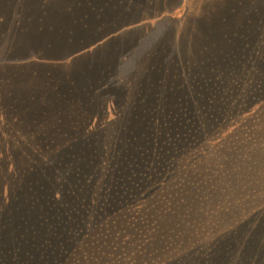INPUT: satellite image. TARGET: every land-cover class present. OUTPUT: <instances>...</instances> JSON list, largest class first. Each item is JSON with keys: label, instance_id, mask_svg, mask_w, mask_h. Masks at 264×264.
Returning a JSON list of instances; mask_svg holds the SVG:
<instances>
[{"label": "trees", "instance_id": "trees-1", "mask_svg": "<svg viewBox=\"0 0 264 264\" xmlns=\"http://www.w3.org/2000/svg\"><path fill=\"white\" fill-rule=\"evenodd\" d=\"M225 1L219 0L218 8ZM45 15L46 10L40 19ZM13 33L0 47L13 48ZM259 38L262 46L264 35ZM33 39L47 50L44 36ZM145 82L139 83L137 95L153 89L152 103L167 95L163 83L155 87L153 79ZM249 84L239 97L221 95L222 112L216 113L198 115L195 107H184L171 116L155 105L133 112L130 104L137 101L129 99L107 105L111 120L102 132L74 123V138L52 130L44 120L40 135H50L47 139L32 140L33 129L25 143L12 146L23 148L8 161L27 175L17 177L8 161L10 174L0 175V264H264V75ZM206 99L211 103L215 97ZM117 119L121 122L116 126ZM181 125L186 129L183 139ZM115 129L134 135L137 155L89 160L87 151L112 146L104 136ZM171 129L175 141L163 140ZM100 133L102 139L96 140ZM6 163L0 159V167ZM23 176L25 197L11 201L6 192ZM42 176L59 187H46ZM132 177L138 180L126 182ZM117 181L121 184L115 185ZM11 212L30 214L26 233L12 236L13 228L24 222L11 221ZM145 252L151 257L142 259ZM137 254L142 255L136 259Z\"/></svg>", "mask_w": 264, "mask_h": 264}, {"label": "rangeland", "instance_id": "rangeland-1", "mask_svg": "<svg viewBox=\"0 0 264 264\" xmlns=\"http://www.w3.org/2000/svg\"><path fill=\"white\" fill-rule=\"evenodd\" d=\"M218 1L0 0L1 28L10 27L4 34L0 32V41L8 40L12 30L16 34L13 48L0 47V159L6 163L20 156L23 147L12 146L25 143L33 129L36 133L32 140L47 139L50 135H40L44 120L52 130L70 132L68 136L76 135L74 123L102 132L106 121L111 120L106 106L127 99L137 101L130 104L132 110L149 111L155 105L158 109L165 107L166 115L171 116L184 107H195L198 115L222 112L221 95L246 94L249 80L264 75V43H258L262 40L259 35H264V0H227L220 8ZM50 8L57 10L51 13ZM44 10L48 15L41 20L39 15ZM40 35L48 41L47 50L34 42L33 38ZM137 62L141 63L134 64ZM149 79L155 87L163 83L167 88V95L158 98L160 102H151L156 97L153 89L145 88L143 96L137 95L139 83ZM114 95L118 99L114 100ZM208 95L215 97L211 103L207 102ZM48 97L51 100L44 105ZM254 115L262 118V114ZM119 122L115 121L116 126ZM181 129L179 138L183 139L186 129ZM115 132L104 136L111 147L96 153L94 149L87 151L89 160L137 155L134 135H121L118 129ZM168 132L162 139L175 141L172 129ZM102 136L100 133L96 140ZM243 146L238 145L236 151ZM9 163L0 167V175L10 174ZM10 165L17 177L27 175L17 163ZM44 179L39 178L41 183ZM23 180L24 176L8 188L11 201L25 197ZM136 180L132 177L126 182ZM43 185L54 188L51 180ZM57 187L59 184H55ZM134 202L135 197L130 196V204ZM25 215L11 212L7 216L11 221L24 222L13 228V237L25 232L30 214ZM150 254L145 252L142 259L150 258Z\"/></svg>", "mask_w": 264, "mask_h": 264}]
</instances>
